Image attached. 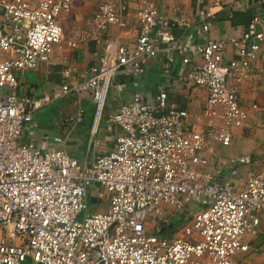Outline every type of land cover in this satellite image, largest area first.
<instances>
[{
    "label": "built area",
    "instance_id": "1",
    "mask_svg": "<svg viewBox=\"0 0 264 264\" xmlns=\"http://www.w3.org/2000/svg\"><path fill=\"white\" fill-rule=\"evenodd\" d=\"M131 1L106 0L94 12L96 41L103 45L97 65L90 77L64 85L55 98L89 95L95 134L110 90L120 95L126 89L115 82L123 69L139 88L153 58L165 54L170 73L177 54L190 68L180 80L207 90L195 116L203 129L189 128L187 110L165 112L168 95L160 91L153 102L134 95L107 118L115 146L90 162L71 156L61 138L52 150L26 142L34 114L52 100L19 96V76L49 63L56 49L77 50L94 33L83 29L66 38L60 21L71 14L72 0H0V264H234L236 255L249 251L244 239L254 213H264V170L250 172L237 188L200 168L249 119L240 87L253 78L250 65L264 51V17H254L239 38L198 43L196 36L209 32L210 23L180 39L151 0H138L140 28L130 47L104 35L111 26L126 28ZM231 49L238 60H228ZM74 70H63L64 77ZM249 162L240 157L233 165ZM93 187L98 200L109 202L107 211L88 213ZM190 203L196 206L191 212L185 208ZM165 205L191 215L173 236L149 224L161 218Z\"/></svg>",
    "mask_w": 264,
    "mask_h": 264
},
{
    "label": "crops",
    "instance_id": "2",
    "mask_svg": "<svg viewBox=\"0 0 264 264\" xmlns=\"http://www.w3.org/2000/svg\"><path fill=\"white\" fill-rule=\"evenodd\" d=\"M106 0H72L71 14L62 17L61 23L67 39H71L73 33L87 29L94 33V38L72 50L67 47L56 49L51 60L41 65L37 70L27 71L19 76L17 94L19 96H34L40 98L49 96L51 102L34 114L32 123L27 126L25 135L26 142H34L37 147L52 150L59 148L55 143L56 138L66 141L67 152L81 162H90L95 156L110 152L115 146L114 135L107 130L108 117L115 114L121 105L128 102L136 94H139L148 102H153L160 91L167 92L168 107L170 109L187 110L190 113L189 128L202 130L195 116L201 113L203 103L206 100L207 90L192 84H186L180 80L189 70L188 65H183L180 57L175 54L174 63L169 68L170 73L165 72L166 55L161 53L153 58L145 75L140 80V87L132 86V79L127 76L129 70L123 69L115 82H123L126 89L120 95L112 88L109 92L105 117L97 133L91 130L93 114L83 109V102L93 104L89 95L78 96L70 93L75 102L72 109L55 107L64 98L56 99L64 85L74 86L92 75V69L96 67L98 59L103 51V45L98 43L93 15L98 7ZM159 13L168 20L172 26L175 37L184 39L189 35H195L201 25L211 24V30L202 36L197 35L195 41L205 43L207 41L231 40L241 37L250 31L242 24L235 25L232 22L233 13H245L252 11L256 16L264 17V0H151ZM139 7L138 0H132L129 11L125 14L126 28L118 29L111 26L105 32V38H116L121 44L134 46L138 37L140 23L137 20L136 11ZM207 14L211 16L208 17ZM255 16V17H256ZM74 26L72 33L67 36V28ZM248 29V30H247ZM264 51L250 65L253 78L244 82L240 87L241 104L250 111L249 119L244 128L236 129L229 146H218L216 154L210 155L209 164L202 166L203 173H209L215 181H230L237 188H243L250 172L260 173L264 170ZM239 59L235 50L230 51L228 60ZM74 68V72L68 78L63 75V70ZM79 104L83 109V115L78 117ZM258 105V110H252V105ZM94 106V105H93ZM52 110L53 116H48L43 111ZM61 113V114H60ZM62 115L61 117L59 116ZM79 118V119H78ZM240 157H249L250 162L244 165H233ZM238 167V174L232 171ZM97 194L91 189L90 195ZM89 195V198H90ZM94 201L99 205V212L107 211L109 202L98 200L95 195ZM181 212L182 217H174L172 221L166 219L167 211ZM163 220L161 225L162 234L166 226L171 228L175 220L180 221L169 235L176 234V230L191 218L185 211H178L167 205L163 208ZM188 211V210H187ZM253 228L245 236V243L249 251L239 253L234 257V264H263L261 255L264 253V213H254ZM170 220V219H169ZM155 229H152V232Z\"/></svg>",
    "mask_w": 264,
    "mask_h": 264
},
{
    "label": "rangeland",
    "instance_id": "3",
    "mask_svg": "<svg viewBox=\"0 0 264 264\" xmlns=\"http://www.w3.org/2000/svg\"><path fill=\"white\" fill-rule=\"evenodd\" d=\"M73 28H74V26H70L69 25V27L67 28V32H66L67 36H69L72 33V29ZM74 104H75V102L72 99V97L71 96H68L64 100H60L55 105V107H60L61 106L64 109H72V108L75 107ZM52 110L53 109H51V110L49 109L47 111H43L42 113L43 114L46 113L48 116H53L54 114H52ZM60 114H59V116L61 117L62 115H60ZM25 140H26V135H25ZM92 190H96V188L93 187ZM92 194L93 195L92 196L90 195V198H89V209H88V213L89 214H92V213H95V212H99V205L96 204V201H94V198H95V195L96 194H94V193H92ZM185 208H186V210H188L189 212H191V211H193L196 208V206L193 203H190ZM166 213L167 214L165 216H166V219L168 221H172V219L174 217H182L183 216L181 212L178 213V212L172 211V210L171 211H167ZM162 221L163 220L161 218H156V219H152L150 221L151 223H149V224L153 225V228H154L155 226L157 227ZM25 264H30V263L29 262H26Z\"/></svg>",
    "mask_w": 264,
    "mask_h": 264
},
{
    "label": "trees",
    "instance_id": "4",
    "mask_svg": "<svg viewBox=\"0 0 264 264\" xmlns=\"http://www.w3.org/2000/svg\"><path fill=\"white\" fill-rule=\"evenodd\" d=\"M255 16H256V14L254 12L249 11V12H245V13H233V16L231 18H232L233 24H235V25L242 24L243 26L248 28L250 26V24L252 23ZM83 109L90 112L91 114L94 113V106L89 101L83 102ZM179 222L180 221L175 220L174 223H172L171 228L166 226V229L163 231V234L169 235V233L175 227H177L179 225Z\"/></svg>",
    "mask_w": 264,
    "mask_h": 264
}]
</instances>
